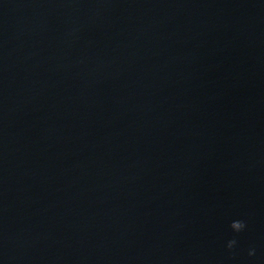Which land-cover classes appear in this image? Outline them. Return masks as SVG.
Masks as SVG:
<instances>
[{
  "label": "water",
  "instance_id": "water-1",
  "mask_svg": "<svg viewBox=\"0 0 264 264\" xmlns=\"http://www.w3.org/2000/svg\"><path fill=\"white\" fill-rule=\"evenodd\" d=\"M0 264H264V0H0Z\"/></svg>",
  "mask_w": 264,
  "mask_h": 264
},
{
  "label": "clouds",
  "instance_id": "clouds-1",
  "mask_svg": "<svg viewBox=\"0 0 264 264\" xmlns=\"http://www.w3.org/2000/svg\"><path fill=\"white\" fill-rule=\"evenodd\" d=\"M230 227L232 228V230L234 232H241V231H243L246 228V224L243 221L236 220V221H233L231 223ZM235 245H236V241L234 239L230 240L227 243V248L229 250H231V249H233L235 247ZM248 254H249V256L255 255V250L254 249L250 250Z\"/></svg>",
  "mask_w": 264,
  "mask_h": 264
}]
</instances>
